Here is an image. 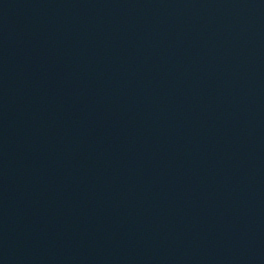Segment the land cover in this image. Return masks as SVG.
I'll return each instance as SVG.
<instances>
[{"label": "water", "instance_id": "obj_1", "mask_svg": "<svg viewBox=\"0 0 264 264\" xmlns=\"http://www.w3.org/2000/svg\"><path fill=\"white\" fill-rule=\"evenodd\" d=\"M0 264H264V0H0Z\"/></svg>", "mask_w": 264, "mask_h": 264}]
</instances>
